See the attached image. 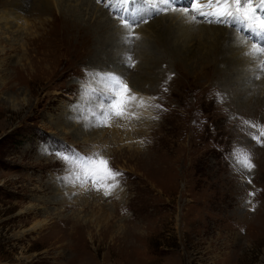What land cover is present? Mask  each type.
Masks as SVG:
<instances>
[{
	"label": "rangeland",
	"instance_id": "374dc122",
	"mask_svg": "<svg viewBox=\"0 0 264 264\" xmlns=\"http://www.w3.org/2000/svg\"><path fill=\"white\" fill-rule=\"evenodd\" d=\"M26 3L14 12L13 0L0 1V264H264V71L251 78L249 66L223 63L193 71L160 58L161 94L141 87L136 71L125 80L148 106L131 108L144 120L98 123L94 109L107 103L77 90L105 83L123 53L76 47L64 9L56 4L43 14ZM173 13L138 20L133 29L109 13L133 40L131 70L152 42L146 26ZM239 24L245 47L257 44ZM97 66L110 70L87 83ZM97 124L123 137L92 141ZM77 152L109 158L124 174L119 185L96 191L78 178L70 163ZM246 156L251 170L239 162Z\"/></svg>",
	"mask_w": 264,
	"mask_h": 264
},
{
	"label": "bare ground",
	"instance_id": "6f19581e",
	"mask_svg": "<svg viewBox=\"0 0 264 264\" xmlns=\"http://www.w3.org/2000/svg\"><path fill=\"white\" fill-rule=\"evenodd\" d=\"M0 1H3V0H0ZM26 1L27 0H13V4H12L14 8L13 11L14 12L18 11L16 9H20L22 8V6L26 5L27 4ZM28 1L30 2V4L33 5L32 8L37 13L39 12H43V14L49 13L51 12L52 7L54 6L56 7V4H57V8L64 9L65 12L61 14V16H64V17L63 18L61 17V19L67 24V26H70V30H73L74 34H77L78 39H77V43L75 42L76 47L81 46L83 49L93 47L96 49L97 54L102 53V55L105 54L103 52H107V53L114 54V55H116L118 52L123 53L122 54L123 56H119V57L116 56L117 61L119 62L115 64V67L111 68L114 70H110L108 66L105 67L104 69H99V67L97 66L98 67L97 69L91 70L90 74H94V75H87L88 76L87 83L91 82L90 77L96 78V79L99 78L102 80V74H103L101 72L102 70L103 71L110 70L114 74H116L115 72H117L119 73L117 75L121 76L124 80H126L127 75L130 72L134 73V71H136V74L134 75L136 76L138 84L141 87H142L141 84L145 85V88L148 84H150L151 90H154L156 91V93L161 94L164 89L162 88V83L165 82L164 74L166 72V71H163L162 66L166 62H161L160 65H158L160 58L165 59L163 61H166V59H169L170 65L172 64V60H176L178 63H182L183 65H188L189 67H192L193 71L197 69L199 70V68L201 69L202 68L207 69L210 67L216 68V64H219V67H220V64L223 63V65H227V68L230 66H242V68L249 66V72H250L251 78L252 77L257 78L261 74L260 67H259V61L261 58H259V55L255 57L247 55V53L252 51V46L245 47V44L248 42H246L247 39L242 34H239L238 32H236V29H232V28L220 26V25L216 26L210 22L205 24L204 22H198L197 21L198 19L193 20L192 16L195 15V13H193L192 15H188V14L185 15L181 11H175L173 15H170L168 17L164 16L159 20L152 21L149 24L150 26H146L149 34L152 35V38L150 37L152 39V42H149V45H147L145 49V53L140 52L139 53L140 55L137 54L136 60L139 59L141 60V62L139 66L131 70L130 63L128 66L127 52H129V49L134 48L133 40L130 39L131 41H127L126 38H124L125 34L123 32V29L118 27V23L113 19V17L108 13V11L102 10L100 3H98V6H97L96 5L97 3L95 4L92 0H33V2H31V0H28ZM179 2H182V0L177 1V3ZM183 2H184L183 5L185 7L186 0H183ZM201 3L206 4L207 0H203V1L201 0ZM152 5L155 6L154 9L159 8V5L163 6L161 4V0L159 3L152 1ZM179 5H182V4H179ZM124 7L125 6L119 2H117V5L115 6V8H122V9ZM127 9H128L127 17L129 16V18H133V20L135 21L147 20L152 15L153 16L155 15L154 14L155 11L153 10V7L149 8L146 5H144V3L143 4L138 3L137 0H135V2L132 4L129 3L127 5ZM139 9H147V11H138ZM134 12L136 13L135 16L132 15ZM9 16L8 14L6 15L2 14L3 18L1 19H4L6 21L7 18H9ZM236 25L237 27H240V29H242L241 28L242 26H239L240 25L239 23H237ZM142 30L143 29L139 28V31L137 30L136 32L143 35L144 32H141ZM245 34H248V33H245ZM249 35H251L254 40L256 37H260L259 39L261 41L260 44L264 46V33L257 35L254 32H250ZM124 53L126 54L125 56H124ZM148 54L151 56H148ZM228 55L231 57H228ZM262 57H264V55ZM95 59H98V58H95ZM42 61H46V60H42ZM100 72L101 74L97 75V73H100ZM125 82L129 86H131V88L134 91L139 93L140 90H136L134 87H132V84L130 83V81H125ZM258 85H259V88L262 89V86L264 87V79L262 80V84L261 85L258 84ZM84 88L91 90L92 94L91 92L85 90ZM70 89H73L72 91L76 90L74 89V87H70ZM107 90L108 88L105 82L103 84H98V83L92 84V87L84 86L82 89H79L77 91H78V95H92L93 98H97L98 102L107 103V96L109 94V91L107 92ZM259 92L262 93V90H260ZM250 94L253 95L252 91H245L246 96H250ZM102 99L104 100V102L102 101ZM154 101L155 100H153L152 102ZM152 104L153 103H151V106H150L151 108L155 110L156 109L160 110L161 108L160 105H155L154 107H152ZM135 106L138 108L139 112L144 111L145 108L148 107L146 104L141 106L139 104V100L133 103V107ZM104 108H106V106ZM94 111H95V114L97 115L98 123H100L101 120L104 121V119H107V118H110V120L108 119V121L109 123H113V126L120 125L121 122L128 123L129 121H133V118H131V120L130 119H120V118L115 117L114 115H110L108 117L101 116L100 115L101 109L99 108L98 110L95 108ZM136 114L139 117L140 121L144 120L143 115H140V113H136ZM79 115H82V114H79ZM117 119H119V121ZM70 122L75 123L74 121H70ZM141 123L142 122H140V124ZM103 128L105 127L103 126L101 127L100 124H97L94 126L93 132L91 131L90 132L91 134H88V136L92 137V141H97V142L102 141V140L106 141L110 139L111 137L109 135L110 133H112L113 135V137L111 138H116L115 137L116 135H120L121 137H123L122 133L120 132V129H117V130L111 129L112 131H109L108 129H103ZM80 129L82 130V128Z\"/></svg>",
	"mask_w": 264,
	"mask_h": 264
},
{
	"label": "snow or ice",
	"instance_id": "6c2138e0",
	"mask_svg": "<svg viewBox=\"0 0 264 264\" xmlns=\"http://www.w3.org/2000/svg\"><path fill=\"white\" fill-rule=\"evenodd\" d=\"M100 2V0H98ZM119 3L123 4L124 11L127 12V5L134 3L135 0H118ZM145 3L151 5V0H145ZM162 7L157 8V11L163 14H167L169 11H181L187 15L190 11L195 13L192 16L193 20H196L197 15L203 17L210 23L226 24L231 26L234 22L245 23L246 26L253 32L260 35L264 33V0H257V4L253 5V0H207V3H201V0H190V4L185 7H175L176 0H161ZM138 11H147V9H139ZM133 16L136 15L134 12ZM121 20L122 25L133 29L137 26L135 20L129 21L123 16H118ZM146 21H140L143 23ZM258 50V51H257ZM264 54V46L257 44L252 45V51L247 55L255 57L257 55ZM131 57H129L130 59ZM134 66V65H131ZM259 67L261 71H264V59H260ZM259 78V77H257ZM103 79L106 82L109 94L107 96V107L102 108L100 115L108 117L114 115L120 119H139L135 112L131 111L133 103L139 99V104L142 106L145 101L140 98L139 93H134L131 87L125 82V80L114 73L108 72L103 74ZM101 126H111L105 124ZM255 127V125H252ZM264 135V131L261 133ZM259 139L258 137H254ZM65 161H69V157H64ZM239 162L247 167L249 170L255 167L250 162V156H246ZM70 163L75 165L79 172V177L82 178L86 183L90 182L96 191H100L101 188L112 189L119 185V178L124 174L115 170L110 163V159L96 153L94 155H80L78 152L74 153ZM101 181H111L112 183H101ZM251 183V181H249ZM105 196L111 195L110 191L104 192ZM254 195V193H250ZM254 210V208H253Z\"/></svg>",
	"mask_w": 264,
	"mask_h": 264
}]
</instances>
